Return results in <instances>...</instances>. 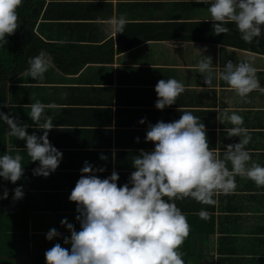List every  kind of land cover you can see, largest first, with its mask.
Here are the masks:
<instances>
[{"label": "crops", "instance_id": "0c3cea01", "mask_svg": "<svg viewBox=\"0 0 264 264\" xmlns=\"http://www.w3.org/2000/svg\"><path fill=\"white\" fill-rule=\"evenodd\" d=\"M207 9L195 0H22L17 30L32 36L28 44L34 47L33 54L23 56L29 59L46 50L52 61L42 78L33 79L23 70L7 82L6 114L29 124L28 134L39 136L43 130L31 121L29 105H59L45 113L57 125L48 139L63 154L54 173L34 176L37 162L23 151L24 141L8 134L5 123V152L21 155L24 167L21 180L5 185L11 191L23 185L19 221L27 223L23 227L30 237L46 243V233L55 227L61 238L50 241L52 246L63 242L62 237L70 235L60 224L63 218L79 230L76 205L68 196L84 162L104 167L106 171L97 173L100 178L115 170L118 186L126 183L134 171V156L154 147L145 142L148 124L177 120L185 110L205 124L209 147L219 149L221 159L225 146L239 142V137H227L224 128L232 125L221 124L217 115L225 108L236 111L251 136L246 145L249 164L264 166V93L254 90L241 98L218 78L226 61L250 62L264 86V35L245 43L232 23L228 33L216 35ZM119 16L128 22L118 34L109 21ZM13 40L8 36L4 47L26 45ZM202 55L212 58L210 85L204 84L207 73L196 67ZM168 78L181 82L184 91L174 105L157 110L155 85ZM142 118L144 124L139 123ZM235 182L234 190L213 196L215 204L188 197L175 201L189 224L179 248L191 255L185 264L264 263V187L240 176ZM202 209L209 213L207 219L198 215Z\"/></svg>", "mask_w": 264, "mask_h": 264}, {"label": "clouds", "instance_id": "9594fccd", "mask_svg": "<svg viewBox=\"0 0 264 264\" xmlns=\"http://www.w3.org/2000/svg\"><path fill=\"white\" fill-rule=\"evenodd\" d=\"M21 3L22 0H0V47L7 44V37L19 26L17 9ZM195 3L208 5L216 35L228 33L229 23L235 25L245 43L264 35V0H195ZM127 22L124 16L109 21L112 31L118 34L123 33ZM51 61V55L41 50L29 57L25 74L33 79L42 78ZM212 64L210 56L202 55L196 66L200 73H207L205 85L212 82ZM257 71L250 62L228 60L218 78L236 95L247 98L254 90L264 93ZM154 90L157 95L154 106L163 110L175 104L184 85L175 78L160 79ZM29 107V117L43 130L42 135L28 134L30 125L11 113L0 111V121L8 125L10 136L24 141L23 151L31 162H37L33 175L47 178L56 171L63 154L48 139L49 131L57 125L45 109H56L59 105L37 101ZM217 119L221 124L227 121L232 125L224 128L227 137H239V142L225 146L223 159L217 154L219 149H210L205 124L185 110L177 120L148 124L145 142L154 147L148 152L140 150L134 156L131 162L134 171L126 183L118 186L119 175L115 170L100 178L97 173L106 169L85 161L68 196L76 205L79 230L67 218L61 219V226L70 233L62 237L69 247L53 244L45 252V264H185L179 248L189 233V224L176 200L188 197L202 204H215L213 196L234 190L237 176L264 187V166L249 164L251 155L246 145L251 136L243 126V116L225 108L218 112ZM139 123L144 124L145 119ZM136 140L139 142V137ZM21 160L19 154L0 153V179L12 184L21 180L24 175ZM229 163L231 168L227 166ZM8 196V189L4 188L0 199ZM23 197V185L12 189L13 201ZM198 215L207 219L209 213L202 209ZM57 238H61V233L55 227L46 233L48 241Z\"/></svg>", "mask_w": 264, "mask_h": 264}, {"label": "trees", "instance_id": "16d2710c", "mask_svg": "<svg viewBox=\"0 0 264 264\" xmlns=\"http://www.w3.org/2000/svg\"><path fill=\"white\" fill-rule=\"evenodd\" d=\"M21 32L17 30L10 37L16 38V40L12 41L13 43L25 42V46L23 44L21 46L13 45L11 46V50L9 46L0 47V111L5 113L6 84L15 74L27 69L28 58L25 59L23 55L29 56L34 53V47L28 44L32 36H23ZM32 35L34 34L32 33ZM237 46L240 48L246 47L244 44H237ZM6 53L11 56V60L5 58L4 54ZM5 149V123L0 121V153H4ZM4 188L8 189L7 185H5V180L0 179V193L3 192ZM8 192L9 196L7 199H0V264L6 263L5 260H8V263L13 261L14 264H20L22 262H19L21 259L18 258L26 257H31L34 264H45V256H34L37 250L36 243L39 244L40 242L29 236L28 227H23L27 223L19 221L20 211H24V208L21 207L20 200L13 201L11 189H8ZM55 243H60L62 247H69L62 241ZM182 257L186 263V260L191 255L190 253H182Z\"/></svg>", "mask_w": 264, "mask_h": 264}, {"label": "rangeland", "instance_id": "374dc122", "mask_svg": "<svg viewBox=\"0 0 264 264\" xmlns=\"http://www.w3.org/2000/svg\"><path fill=\"white\" fill-rule=\"evenodd\" d=\"M34 240H38L40 242L39 239H34ZM36 247H37V250H36V255H34L35 257H37L38 255H43L45 256V252L46 250H48L49 248L52 247V243L50 241H47L46 243H36ZM34 258V257H33ZM18 259H21L19 262H22L20 264H34L33 261H32V258L30 257H26V258H18ZM6 263L4 264H14L13 261H11L10 263H8V260H5ZM203 264V263H202ZM264 264V263H263Z\"/></svg>", "mask_w": 264, "mask_h": 264}]
</instances>
